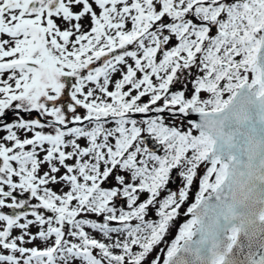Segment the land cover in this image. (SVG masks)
<instances>
[{
  "label": "rangeland",
  "instance_id": "obj_1",
  "mask_svg": "<svg viewBox=\"0 0 264 264\" xmlns=\"http://www.w3.org/2000/svg\"><path fill=\"white\" fill-rule=\"evenodd\" d=\"M28 1L0 0V3L22 8ZM183 2L185 4V0L178 3ZM194 2L221 5L225 2L226 5L224 13H218L221 6L212 13L219 21L216 26L203 30V34L211 30L206 36L202 35L201 22L209 23L213 18L205 19V14L196 13L195 33L189 36L193 53H196L193 82L187 80L188 70L178 73L176 96L186 102L197 100L193 106L197 109L206 103L220 101L221 92L229 86L251 81L260 26L264 23V0ZM64 3L67 7L93 4L92 0H65ZM229 6H232V13H229ZM6 20L7 16L3 15V22ZM32 30L17 23L2 29L0 119L9 111H17L19 116L20 112L32 110H37L49 121L78 116L81 111L82 120L103 115L104 112L94 109L93 105L105 109L108 93L84 86L77 90L65 87L60 71V63L64 60L62 48L51 41L34 42ZM179 43H175L173 49L177 45L179 48ZM68 58L72 60L67 59L69 63L87 61H81L79 56ZM209 62L226 65L212 72L214 68L209 69ZM237 68L241 73L235 74ZM80 73L83 79L87 77L84 72ZM219 73L225 74V79L220 80ZM148 76L140 75L130 81L139 90L137 99L147 95L140 88L148 81ZM207 79L215 81L208 84ZM85 84L89 85V81ZM202 85L204 87L200 88ZM233 88L227 91L229 97ZM4 93H9V97ZM32 118L28 116L25 122L12 118L11 125L0 130V264H165L174 250V236L179 237L187 231L181 217L183 207L170 203L173 191L171 196L166 193V189L171 188L169 179L176 165L170 164L163 169L155 162L151 166L156 168L153 171L145 168L124 170L122 166L110 169L105 136L100 141L92 134L83 136L82 149L77 154L69 152L63 156L64 162L44 150L32 155L29 152L32 146L28 145L32 136L47 133L41 125L30 126ZM161 158L151 159V162ZM164 170L166 178L160 175ZM108 172H111L109 176ZM217 174V169L212 167L211 188L220 181ZM124 176L130 181L123 182ZM109 178L121 182V187L114 190L108 183ZM159 181V199H145V188H151L147 184L153 187ZM192 187L193 184H188L189 192ZM139 203L143 210L141 217L133 214Z\"/></svg>",
  "mask_w": 264,
  "mask_h": 264
},
{
  "label": "flooded vegetation",
  "instance_id": "obj_2",
  "mask_svg": "<svg viewBox=\"0 0 264 264\" xmlns=\"http://www.w3.org/2000/svg\"><path fill=\"white\" fill-rule=\"evenodd\" d=\"M53 1L34 0L33 7L27 2L22 8L18 5L0 3V35L5 25L10 27L17 23L31 27L34 42L51 41L62 48L64 60L60 63V71L65 87L77 90L84 86V88L90 87L92 90L107 92L109 101L105 109L97 104L93 105L94 109L104 112L103 115L99 114L103 117L99 116L97 119L82 120L83 111H81L78 116L58 121L51 118L49 121L45 120L37 110H32L41 115L40 120L38 116L28 114L30 111H27L26 116H21L22 118L31 116L33 117L31 123H35L31 126L41 125L47 130L43 136H32L29 143L32 149L29 152L33 155L44 150L45 153L55 155L59 157L58 160L64 162L63 156L69 152L77 154L79 149H82L83 136L92 134L96 136L95 140L100 139V141L105 136L109 146L106 155L111 165L110 169L122 166L124 170L145 168L153 171L152 169L156 168L151 166L155 162L160 164L161 168L175 164L176 169L169 179L171 188H167L166 193L171 196L173 191L174 196L172 201L169 200L170 203H178V206L183 207L181 217L184 218L187 231L179 237L174 236L172 251L174 253L183 241L193 238L196 223L194 216L190 214L191 209L198 205L201 199L210 196L226 177L228 160L220 162L215 159L208 163L206 157L211 152L212 139L206 133H200L195 124L184 117L187 116L190 108L198 112L224 110L245 80L229 86L228 90L234 87L229 93L230 97L228 90H225L221 92L225 97L221 95L220 101L206 103L203 107L198 106L197 109L193 107L197 100L186 102L176 96L180 70H188L186 77L189 82H193L194 79L193 65L196 53H193L194 48L190 45L192 42L189 36L195 33L196 13L205 14V19L213 18L209 23L201 22L203 24L201 27H204L202 35L206 36L211 30L205 34L203 30L216 26L219 21L212 13L217 12L219 6L221 7L218 13H224L225 2L221 5L212 2L196 4L194 0H185V4L184 2L179 4V0H116L115 3H112L113 0H92L93 4L67 7L65 0H57V4L51 8ZM8 8L10 9L6 10ZM232 12V6H229V13ZM3 15L7 16L4 22ZM177 42H180L179 48L177 45L173 49ZM180 49L181 53H179ZM73 56H79L81 61H87L67 62V59L72 61L68 57ZM220 65L224 67L226 64L213 62L210 63L209 69L214 68L212 70L214 72ZM79 70L84 72V76L87 74L85 79L82 78L83 75ZM241 71L237 68L235 74ZM252 71L251 81H248L251 85L259 79L257 68H252ZM148 74L150 75L148 81L140 88L147 95L137 99L136 93L139 90L130 81L132 78ZM225 76L218 74L220 80L225 79ZM88 81L89 85L85 84ZM205 81L209 84L215 80ZM263 89L264 87L260 86L257 94L259 95ZM208 104L210 106H206ZM215 104L216 106H213ZM14 115H17V111ZM146 137H150L160 149L155 152L149 151L144 142ZM158 157H162L161 160L151 162V159ZM212 167L216 168L220 175V181L215 188H211ZM164 172L166 170L160 175L166 178ZM110 173L108 172L107 176ZM111 179L113 178L108 179V183L112 184L114 190L119 189L122 183ZM129 181L130 178L124 176L123 182ZM190 183L193 184V190L189 192L187 187ZM160 184L161 181L153 187L147 184V187L151 188L149 190L145 188L144 198L158 200ZM140 204L136 205L134 210L137 212L133 213L134 215H141L143 210ZM120 206L124 207L123 200ZM260 218H264V213ZM238 233L239 231L234 229L228 234L226 252H230ZM251 246L258 250L256 248L258 246L253 243L249 248ZM257 257L258 254L254 256L256 259ZM221 259H216L213 264H219ZM249 259L252 260L248 255Z\"/></svg>",
  "mask_w": 264,
  "mask_h": 264
},
{
  "label": "water",
  "instance_id": "obj_3",
  "mask_svg": "<svg viewBox=\"0 0 264 264\" xmlns=\"http://www.w3.org/2000/svg\"><path fill=\"white\" fill-rule=\"evenodd\" d=\"M57 2L54 0L51 8ZM28 4L33 7L35 2ZM255 53L257 83H243L224 110L213 113L190 108L184 117L212 139L206 161L226 159L228 166L225 179L213 194L190 211L196 223L193 238L183 241L165 264H213L219 258V264H264V218H260L264 213V89L257 94L260 86L264 87V25ZM10 115L4 116L0 126L8 123ZM144 142L149 151L160 149L150 137ZM234 229L239 233L226 252L228 234ZM252 243L258 250L249 248Z\"/></svg>",
  "mask_w": 264,
  "mask_h": 264
},
{
  "label": "trees",
  "instance_id": "obj_4",
  "mask_svg": "<svg viewBox=\"0 0 264 264\" xmlns=\"http://www.w3.org/2000/svg\"><path fill=\"white\" fill-rule=\"evenodd\" d=\"M41 63H43V61H42ZM50 66H53V65H50ZM3 95H5V96L7 97V96L9 95V93H4ZM11 95H14V92H13ZM8 97H9V96H8ZM12 118L17 119V120L20 121V122H25L24 118H21V116H18V115L13 116ZM12 118L10 119L9 124L5 125L3 129H7V128L11 125V122H12V120H13ZM32 124H35V123H30L29 125H32ZM30 142H31V141H30ZM48 260L51 261V258L49 257Z\"/></svg>",
  "mask_w": 264,
  "mask_h": 264
}]
</instances>
